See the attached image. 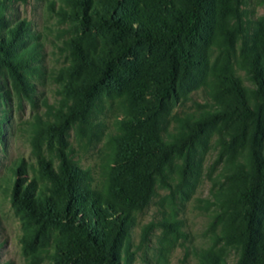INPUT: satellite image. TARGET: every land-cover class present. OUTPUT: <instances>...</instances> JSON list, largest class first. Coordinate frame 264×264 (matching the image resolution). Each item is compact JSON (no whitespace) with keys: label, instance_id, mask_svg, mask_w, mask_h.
Wrapping results in <instances>:
<instances>
[{"label":"rangeland","instance_id":"374dc122","mask_svg":"<svg viewBox=\"0 0 264 264\" xmlns=\"http://www.w3.org/2000/svg\"><path fill=\"white\" fill-rule=\"evenodd\" d=\"M94 1L95 12L101 14L98 0ZM2 4L9 25L26 20L41 48L36 63L40 70L26 79L33 100L16 91L6 70L0 72V264H94L67 259L76 252L71 228L64 223L44 225L13 200L9 180L20 168L21 179H35L45 196L64 200L62 187L45 175L35 152V124L43 128L41 159L55 173L69 155L82 169L90 170L94 185L101 188L109 156L120 150L112 136L121 131L125 110L135 115L131 129L142 141L161 105L170 120L220 108L236 115L207 129L196 146L199 168L186 170L183 161L175 159L165 172L167 183L158 179L149 205L134 215L132 264H201L196 251L209 248L223 254L227 264H241L247 204L239 201V193L248 179L240 162L251 147L256 108V86L244 70V59L253 47L264 52V0H216L202 35L187 45L200 53L193 57L191 80L177 97L163 100L158 95L161 86L138 98L131 96L125 77L161 71L164 60L157 50L138 47L120 61L131 40L85 28L77 18L83 12L74 5L62 0H4ZM61 7L67 10L64 18L58 13ZM221 29L233 36V47L221 42ZM76 49L87 55L88 65L82 64ZM112 60H116L114 84L98 86L106 63ZM74 105L84 115L64 133L58 132L56 127L70 113L68 106ZM147 152L138 162L148 174L156 175L162 152Z\"/></svg>","mask_w":264,"mask_h":264},{"label":"trees","instance_id":"16d2710c","mask_svg":"<svg viewBox=\"0 0 264 264\" xmlns=\"http://www.w3.org/2000/svg\"><path fill=\"white\" fill-rule=\"evenodd\" d=\"M2 1L0 72L6 70L16 91L25 93L33 100V91L26 79L29 74L40 70L36 63L40 58L41 46L34 42L35 35L26 20L9 25L6 4H2ZM62 2L74 5L83 12V16L77 18L85 28L107 30L114 36L131 40L125 57L118 60L126 61V57L132 55L138 47L157 50L164 60L161 71L147 76L127 73L125 77L131 88V96L138 98L146 91H152L155 86H161L158 95L162 100L177 97L191 80L192 67L196 61L193 57L200 53L190 51L187 45L202 35L207 26L206 18L216 4V0H98L97 4L102 11L99 14L94 10V0ZM58 13L64 18L67 10L61 7ZM236 29L239 31L238 26ZM225 32L218 30L221 42L233 47V36ZM76 54L83 65H88L86 54L78 49ZM244 60V70L256 86L253 90L256 108L252 111L254 125L251 147L240 162V169L248 179L239 193V201L247 204V232L241 248V264H264V52L253 47ZM106 65L98 86H109L116 80V60ZM76 90L83 91L82 88ZM68 108L70 113L56 127L58 132L64 133L84 115L76 105ZM235 115L234 110L220 108L199 114L178 115L170 120L166 108L161 105L152 114L149 130L140 141L134 137L131 129L135 115L125 110L121 131L112 136V140L119 146L124 145L126 151L121 146L118 152L113 150L111 155H114L109 156L106 178L101 188L94 185L90 170L82 169L69 155L63 157L58 173L41 159L44 136L42 126L37 123L33 128L35 152L45 175L55 185L62 187L64 200L45 196L38 189L35 179H21V168L9 180L13 200L38 222L44 225L64 223L75 232L76 252L68 260L74 258L76 262L88 261L94 264H132L134 254L131 252L130 229L134 215L149 205L156 192L158 179L160 183H167L165 172L175 159H181L186 170L192 166L199 168L201 163L195 153L196 146L202 143L207 129L219 122L230 121ZM153 149L162 152L156 175L148 174L146 167L138 162L143 153ZM196 254L201 264H227L223 254L214 248L200 249Z\"/></svg>","mask_w":264,"mask_h":264}]
</instances>
